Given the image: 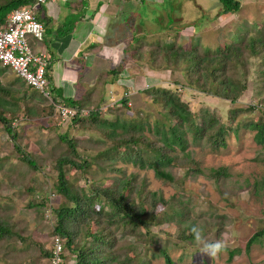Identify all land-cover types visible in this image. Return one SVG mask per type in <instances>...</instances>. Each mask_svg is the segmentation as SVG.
Returning a JSON list of instances; mask_svg holds the SVG:
<instances>
[{
  "label": "rangeland",
  "instance_id": "374dc122",
  "mask_svg": "<svg viewBox=\"0 0 264 264\" xmlns=\"http://www.w3.org/2000/svg\"><path fill=\"white\" fill-rule=\"evenodd\" d=\"M153 1L148 10V16L152 20H147L151 26L146 28V31L159 32L162 30L161 34L145 36L144 27L141 26L140 33L145 37L138 34L132 37L131 42L120 43L125 51L110 52L115 56L114 66L109 61H107L108 64L95 63V66L89 64L91 73L87 71V74L85 69L82 70L83 73L80 71V64L83 62L80 58L82 54L77 51L70 57L67 68L61 72L58 85L52 80L53 73L51 71L48 73L50 95L58 98L59 103L64 105H67L68 101L74 104L78 101L79 103L85 102V104L89 102L86 107L92 109L93 105L95 107V104L99 103L101 112L99 116L102 119L113 121L117 118L125 123L138 120L144 127L143 133L150 138L157 139L159 136H153L152 127L153 122L160 118L161 106L154 104L150 96L143 94L144 90L161 87L175 91L181 101L187 103L190 110L195 111L199 106L207 107L223 123H226V114L229 109L245 108L264 98V94L255 98L251 77H248L246 91L235 104L231 105L226 101L207 97L185 88V79L182 77L180 67L170 66L167 71L163 69L158 72L150 69L149 65L153 64L151 51L142 52L143 61L137 58L130 61V55L137 46L134 43L137 39L145 40L147 44L159 39L162 44V40L168 38L172 42L176 40L175 44L180 47L188 44L191 47L194 44L193 37L199 36L197 47L202 49L207 45L216 44L223 38L222 36L228 33V29H232L230 28L232 25L248 23L249 32L252 27L264 31V28L262 29L264 0H237L240 4L239 12L225 16L218 15L219 4L216 0ZM6 2L8 0H0V5ZM55 2L59 7L62 6L61 0H55ZM48 3L44 7H47ZM140 12L141 10L138 12V18ZM149 14H153L154 18ZM159 16L163 18L162 21ZM52 17L57 23L56 30L63 29L62 26H58L60 17L58 18L57 15H52ZM160 25L163 29H160ZM135 31H137L136 27ZM47 35L52 41L53 38L61 39L62 37L57 32H52L50 28ZM140 41L139 43L142 42ZM154 51L157 52V50ZM121 53L122 57H120ZM53 55L58 63L64 64L63 55L65 53L63 55L57 53V56L54 53ZM127 62L131 63L128 65ZM115 68L120 70V73L115 76L117 79H114L115 83H109L113 75L106 76L103 72ZM58 95L60 97H56ZM21 97L24 98L25 103L30 102L28 105L34 110L36 100L42 98L34 90L27 89L24 84L16 81L8 70L2 71L0 99L6 104H3V108L0 107V114L5 119L12 118L11 122L13 121L16 127L17 136L15 141H11L2 130L0 123V214L3 216L9 214L11 216L7 218L18 223L24 222L25 233L32 236L38 244L44 245V250L48 251L51 243L49 239L47 240L46 224L52 222V216L47 209L55 207L60 202L53 188L56 172L52 169L53 160L65 148L59 143V136L66 133L68 137L78 140L76 152L88 164L99 152V146L94 149V146L87 141L90 138L94 140L95 134L76 131L75 129L79 126H70L68 121L58 124L51 115L49 103L44 99L38 102L41 112L33 110L40 114L39 116L24 117L21 112ZM92 97L94 101L91 103ZM123 98L126 109L119 105V101ZM257 115L256 112L241 114L236 121L255 120ZM127 135L128 132L123 136ZM186 141L188 142L186 149L183 152L177 149L171 152L169 155L172 161L167 167H163V171L172 178L170 182L156 179L151 170H140L136 166L120 161L114 165L118 172L101 173L95 166L90 165L86 172L67 171L66 178L69 182L76 184V187L84 188V192L88 194L86 187L96 183L98 178L103 177L101 183L105 185L107 180L116 181L120 177L127 178L133 174L134 182L144 180L146 190L155 192L162 198L163 204L157 205L155 212L165 213L166 222L150 227L145 240L143 237L145 231L142 228L139 230L141 235L134 239L131 236L116 233L117 246L121 247L122 243H128L131 247H135L138 260L130 264H163V258L157 254L158 250L163 248L172 264H264V237L259 238L258 242L253 243L248 249L245 248L248 239L264 228V192L257 187L259 185H256V190L253 187L254 184L264 179V145L255 143L253 133L241 126L236 135L230 133L226 137V145L223 148L211 149L203 142L191 144L189 135L186 136ZM14 146L32 157L31 161L37 167L35 170H30L20 161V154L15 151ZM119 150L122 151V148ZM184 153H188L194 161L198 173L189 170L187 173ZM218 168H224L227 177L216 184L210 179L209 171ZM8 201L14 205L13 209L5 208ZM41 201L43 205L46 204L43 209L25 208L28 203ZM180 209L185 213L182 220L176 216ZM37 213L43 216L41 222H38ZM192 225H199L210 241L223 238L227 245L226 251L218 259L211 261L194 245L193 238L186 243L178 241L176 239L178 230ZM25 233L22 232L21 236ZM11 241L19 251H26L29 248L28 241L20 244L14 237ZM28 250L29 253H36L35 249L29 248ZM232 250L237 252H234L231 259H228V251ZM132 253L131 249L124 248L119 252V259L132 258ZM69 256L64 254L65 260L73 264V258ZM41 258L37 257L28 264H47V260ZM0 264H2L1 260Z\"/></svg>",
  "mask_w": 264,
  "mask_h": 264
},
{
  "label": "trees",
  "instance_id": "16d2710c",
  "mask_svg": "<svg viewBox=\"0 0 264 264\" xmlns=\"http://www.w3.org/2000/svg\"><path fill=\"white\" fill-rule=\"evenodd\" d=\"M216 1L219 4V16L235 15L240 10L237 0ZM34 2L35 0H8L0 5V24L10 11L28 7ZM162 19L160 17L161 21ZM230 28L232 29H228V33L222 36L223 38L216 44L207 45L202 49L197 47L199 36L193 37L194 44L191 47L189 44L180 47L175 44L176 40L172 42L168 38L162 40L164 42L162 44L159 39L152 40L148 44L145 40L137 39L134 42L137 46L133 49L130 60L137 58L143 61L142 52L151 51L153 64L149 65L150 69L158 72L163 69L167 71L170 66L180 67L182 77L185 79V88L207 97L226 101L231 105L235 104L246 91L248 77H251L254 84V96L258 98L264 94V31L252 27L250 33L248 23L232 25ZM160 29H163L162 25ZM161 31H145L144 35H158ZM144 35L142 34L143 37ZM51 62L48 57L45 69L48 87H50L48 73H50ZM119 73L120 70L112 69L106 73V76L113 75L114 80ZM142 92L150 96L154 104L161 106L160 118L153 122L152 127L153 136L158 135V139L144 134V127L138 120L125 123L117 118L113 121L102 119L99 116L101 113L99 103L90 109L86 107L89 102L85 104V102L79 103L78 101L74 104L67 100L68 103L65 106L75 111L74 116L68 121L70 126L78 125L76 131L95 134L94 140L90 138L87 141L94 146V149L99 146V152L88 164L76 152L78 140L68 137L66 133L59 136V143L65 148L52 162V169L56 172L53 188L60 202L55 207L47 209L52 216V222L46 224L47 240L49 239L51 243L50 250H44V245L38 244L32 236L25 233L24 222L18 223L7 218L11 215L0 214V260L2 264H28L37 257H42L41 259L47 260V264L48 261L51 264L55 240L61 248L59 255L61 263L59 264H69L64 254L73 258V264H130L138 260L135 247H131L128 243H122L121 247L117 246L116 233L131 236L134 239L141 235L139 230L142 228L145 231L143 235L145 240L150 227L166 222L165 213L155 212L156 206L163 204L162 198L155 192L147 191L144 180L134 182L133 174L127 178L120 177L116 181L107 180L105 185L101 183L103 177L98 178L96 183L86 187L87 194L84 188L80 189L76 187V184L68 181L66 174L69 170L86 172L90 165H93L101 173L118 172L114 165L120 161L136 166L140 170H151L156 179L170 182L172 178L163 171V167H167L172 161L169 155L171 152L175 149L183 152L186 149L187 135L191 137V144L203 142L211 149H218L225 147L226 137L230 133L236 135L241 126L253 133L255 143L264 145V98L245 108L229 109L226 114V123H223L207 107L199 106L195 111L190 110L187 103L181 101L177 93L170 89L153 87ZM50 96L53 101L58 99ZM23 99V97L20 98L23 116L26 118L39 116L41 107L38 102L42 98L36 100L35 110L28 105L30 102L25 103ZM93 101L92 97L90 102ZM124 101L123 98L119 101V105L126 109ZM3 104H6L5 101L0 99L1 108L4 107ZM50 107L49 110H51ZM83 110L87 111L86 115H82ZM253 112L258 114L255 120L236 121L239 115ZM11 120L12 118L5 119L0 114L2 130L11 141H15L16 127L12 126L13 121ZM126 132L128 135L125 137L123 135ZM14 147L15 151L20 154V161L30 170H35L37 167L31 161L32 157L18 147ZM120 148L122 151L119 150ZM183 156L187 161V173L188 170L198 173L189 154L184 153ZM209 177L217 184L227 175L224 168H218L210 170ZM256 185H259L257 187L264 192V179L254 184V189ZM43 206H46L45 203L43 205V201L32 202L25 205V208L43 209ZM5 208L13 209L14 205L8 201ZM158 215L161 216L158 217ZM176 216L182 220L185 213L180 209ZM36 217L39 219L38 222L43 219V216L38 213ZM190 228H180L176 239L182 243L190 241L193 238ZM22 232L25 233L23 236H21ZM12 237L16 238L20 244L28 241L29 248L35 249L37 255L33 252L29 253V248L26 251H19L18 247L12 243ZM261 237H264V228L248 239L245 248L248 249ZM124 248L132 250V258L119 259V252ZM234 252L237 251H228V259H231ZM157 254L163 258V264H172L164 248L159 249ZM8 260L11 261L8 262Z\"/></svg>",
  "mask_w": 264,
  "mask_h": 264
},
{
  "label": "crops",
  "instance_id": "0c3cea01",
  "mask_svg": "<svg viewBox=\"0 0 264 264\" xmlns=\"http://www.w3.org/2000/svg\"><path fill=\"white\" fill-rule=\"evenodd\" d=\"M84 2L86 3L84 4ZM153 2V0H71L63 2L60 7L55 1L48 3L47 7H44V4L40 6L37 13L38 21L43 26V39L40 43L29 41L34 51H44L52 61L50 64V71L53 73L52 80L58 85L61 72L67 68L70 57L77 51L82 54L80 57L83 61L80 64L81 73H83V69L86 70V74L87 71L91 73L89 64L95 66V63L98 65L100 62L108 64L107 61H109L114 66L115 56L110 52L125 51L120 43L131 42L132 37H136L138 34L142 35L140 33L141 26L144 27L143 31L151 26L147 20H152L148 16V10ZM139 10L141 12L138 18ZM52 15L60 17L58 26L63 27L60 31L56 30L57 23ZM149 15L153 17V14ZM135 27L137 31H135ZM49 28L52 32L62 35L61 39L53 38L52 41L47 35ZM54 53L56 56L57 53L60 55L65 53L63 55L65 57L64 64L55 60ZM111 56L114 57L108 59ZM120 57H122V53ZM4 70L8 69L0 66V74ZM111 70L102 72L106 74ZM8 71L16 81L23 85L20 79L10 70ZM109 83H115V80L111 79Z\"/></svg>",
  "mask_w": 264,
  "mask_h": 264
},
{
  "label": "built area",
  "instance_id": "2783aa9c",
  "mask_svg": "<svg viewBox=\"0 0 264 264\" xmlns=\"http://www.w3.org/2000/svg\"><path fill=\"white\" fill-rule=\"evenodd\" d=\"M54 1L35 0L30 6L12 10L5 16L3 23L0 24V66L10 70L27 89L34 90L46 100L51 106L54 120L61 124L69 121L75 111L59 103L58 99L52 100L45 74L48 55L41 50L34 51L29 41L34 43L42 41L43 26L38 21L37 13L40 6ZM86 114L87 111H82V115ZM60 252L61 248L55 240L51 264H59Z\"/></svg>",
  "mask_w": 264,
  "mask_h": 264
},
{
  "label": "clouds",
  "instance_id": "9594fccd",
  "mask_svg": "<svg viewBox=\"0 0 264 264\" xmlns=\"http://www.w3.org/2000/svg\"><path fill=\"white\" fill-rule=\"evenodd\" d=\"M190 231L193 236L194 245L202 254L207 255L211 261L218 259L226 251L227 245L223 238L210 241L199 225H192Z\"/></svg>",
  "mask_w": 264,
  "mask_h": 264
}]
</instances>
